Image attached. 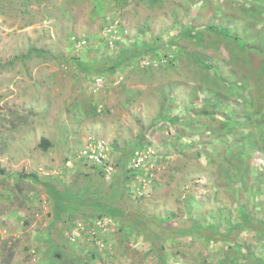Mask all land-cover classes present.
I'll use <instances>...</instances> for the list:
<instances>
[{"label": "rangeland", "instance_id": "374dc122", "mask_svg": "<svg viewBox=\"0 0 264 264\" xmlns=\"http://www.w3.org/2000/svg\"><path fill=\"white\" fill-rule=\"evenodd\" d=\"M262 222L264 0H0V264H264Z\"/></svg>", "mask_w": 264, "mask_h": 264}, {"label": "trees", "instance_id": "16d2710c", "mask_svg": "<svg viewBox=\"0 0 264 264\" xmlns=\"http://www.w3.org/2000/svg\"><path fill=\"white\" fill-rule=\"evenodd\" d=\"M211 30H213L214 32H216V33H218V34H225V30L224 29H217V28H212ZM189 34V35H192L191 33V30H189V29H185V30H183L182 31V35H184V34ZM227 34V33H226ZM236 38V37H235ZM199 61H201L202 62V59H200ZM80 68L82 69V70H84V71H88L89 69H90V67L87 65V64H82V65H80ZM38 145L41 147V148H43V149H45V148H47V146L49 145V141H47V139H45V138H42L41 140H40V142L38 143ZM19 176H22V177H25V178H27V179H30V180H32L33 182H40L44 187H45V189H46V192L49 194V196H50V198H51V201H52V203H53V206H54V209H55V211H56V213H57V217H61V216H66V217H68V216H70L71 215V211H70V209L72 208L71 206H70V204H71V202L74 200V193H72V191H68V190H64V191H61V190H59V189H57L54 185H52L51 183H48V182H46V181H44V180H40V179H38V177L35 175V174H22V175H18L17 177H19ZM91 205H92V207L94 208V209H96V210H98V212L100 213V214H103V213H105V214H110V215H115V214H117V213H115L114 211H108V209H106L105 207H103L102 206V203L101 202H99V201H96V200H94V201H92V203H91ZM240 210L241 211H245V208H244V206H241V208H240ZM244 223H240L239 225H237V226H239V227H243L244 225H243ZM262 225H264V222H262ZM201 226V225H200ZM237 226H235V227H232L230 230H234ZM211 229H212V231L216 234V235H218L219 234V232L218 231H216V230H214L213 229V226H209ZM219 236V235H218ZM216 237V236H215ZM220 238H222V240H226V237H228V235H225V236H219ZM58 252V251H57ZM59 256H61L62 257V259L63 258H68L67 256H65V255H63V254H59V252L57 253ZM261 264H263V262L261 261L260 262Z\"/></svg>", "mask_w": 264, "mask_h": 264}, {"label": "built area", "instance_id": "2783aa9c", "mask_svg": "<svg viewBox=\"0 0 264 264\" xmlns=\"http://www.w3.org/2000/svg\"><path fill=\"white\" fill-rule=\"evenodd\" d=\"M102 150L103 147L100 145V143L94 144L92 147L88 146L81 150V156L94 163H101V158L103 157Z\"/></svg>", "mask_w": 264, "mask_h": 264}]
</instances>
